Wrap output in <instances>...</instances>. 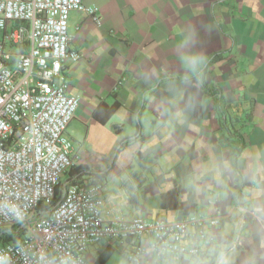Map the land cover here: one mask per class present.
I'll list each match as a JSON object with an SVG mask.
<instances>
[{
  "label": "crops",
  "instance_id": "0c3cea01",
  "mask_svg": "<svg viewBox=\"0 0 264 264\" xmlns=\"http://www.w3.org/2000/svg\"><path fill=\"white\" fill-rule=\"evenodd\" d=\"M84 3L101 19L70 14L79 58L63 74L80 105L64 178L97 184L106 217L221 215L203 255L149 249L143 264H264V0ZM116 252L126 264L109 240L87 257Z\"/></svg>",
  "mask_w": 264,
  "mask_h": 264
},
{
  "label": "built area",
  "instance_id": "2783aa9c",
  "mask_svg": "<svg viewBox=\"0 0 264 264\" xmlns=\"http://www.w3.org/2000/svg\"><path fill=\"white\" fill-rule=\"evenodd\" d=\"M74 10L100 22L84 0H0V264H96L87 250L104 240L126 245V264H143L149 249L203 255L220 214L106 217L97 184L64 179L74 166L66 130L80 105L63 74L79 58Z\"/></svg>",
  "mask_w": 264,
  "mask_h": 264
},
{
  "label": "rangeland",
  "instance_id": "374dc122",
  "mask_svg": "<svg viewBox=\"0 0 264 264\" xmlns=\"http://www.w3.org/2000/svg\"><path fill=\"white\" fill-rule=\"evenodd\" d=\"M75 152L78 151V143L74 144ZM73 147V149H74ZM74 151V150H73ZM74 155V154H73ZM65 179V178H64ZM123 262V259L121 256L116 252L114 256L109 260L108 264H121Z\"/></svg>",
  "mask_w": 264,
  "mask_h": 264
},
{
  "label": "trees",
  "instance_id": "16d2710c",
  "mask_svg": "<svg viewBox=\"0 0 264 264\" xmlns=\"http://www.w3.org/2000/svg\"><path fill=\"white\" fill-rule=\"evenodd\" d=\"M243 148V146L241 145L239 147V150L238 151H241V149ZM113 253V250H109L105 255H103L102 257V263L107 261V259L111 256V254Z\"/></svg>",
  "mask_w": 264,
  "mask_h": 264
}]
</instances>
